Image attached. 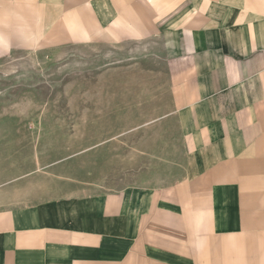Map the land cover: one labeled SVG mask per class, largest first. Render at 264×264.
I'll list each match as a JSON object with an SVG mask.
<instances>
[{
  "label": "crops",
  "instance_id": "1",
  "mask_svg": "<svg viewBox=\"0 0 264 264\" xmlns=\"http://www.w3.org/2000/svg\"><path fill=\"white\" fill-rule=\"evenodd\" d=\"M149 41L162 46L179 176L103 192L90 162L76 173L54 138L35 149L36 132L14 129L0 264H264V0H0V59Z\"/></svg>",
  "mask_w": 264,
  "mask_h": 264
},
{
  "label": "rangeland",
  "instance_id": "2",
  "mask_svg": "<svg viewBox=\"0 0 264 264\" xmlns=\"http://www.w3.org/2000/svg\"><path fill=\"white\" fill-rule=\"evenodd\" d=\"M161 49L159 41L94 44L0 59V171L11 159L4 139L17 129L36 132L35 149L54 138L59 157L78 159L76 173L90 162L106 174L103 192L178 177L185 158Z\"/></svg>",
  "mask_w": 264,
  "mask_h": 264
}]
</instances>
